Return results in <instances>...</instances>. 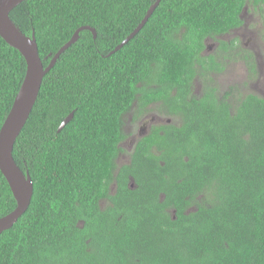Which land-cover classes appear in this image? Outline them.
Segmentation results:
<instances>
[{
    "label": "trees",
    "instance_id": "obj_1",
    "mask_svg": "<svg viewBox=\"0 0 264 264\" xmlns=\"http://www.w3.org/2000/svg\"><path fill=\"white\" fill-rule=\"evenodd\" d=\"M156 1L25 0L11 12L45 67L80 27L97 37L81 32L45 75L16 141L34 195L0 237V264H264V98L220 97L211 76L240 56L257 76L255 55L220 36L250 5L264 38V0H162L111 54ZM209 38L218 47L204 55ZM26 72L0 36V130ZM154 105L177 125L153 129L120 167L125 115ZM16 206L0 170V218Z\"/></svg>",
    "mask_w": 264,
    "mask_h": 264
},
{
    "label": "water",
    "instance_id": "obj_2",
    "mask_svg": "<svg viewBox=\"0 0 264 264\" xmlns=\"http://www.w3.org/2000/svg\"><path fill=\"white\" fill-rule=\"evenodd\" d=\"M24 1L0 0V36L6 43L21 53L27 64V72L23 84L0 130V170L8 182L17 204L14 211L0 218V237L3 233L12 229L28 211L34 195V183L31 175L28 171L23 172L17 165L13 151L16 141L38 100L44 77L54 67L60 56L78 41L81 32L89 30L93 32L94 38L97 37L94 28L90 26L80 27L71 40L53 56L49 65L45 67L39 54L35 33L31 36L25 35L10 17L11 12ZM161 1L157 0L150 7L138 27L111 54L119 51L142 30ZM73 117L74 112L62 122L59 131L65 128Z\"/></svg>",
    "mask_w": 264,
    "mask_h": 264
},
{
    "label": "rangeland",
    "instance_id": "obj_3",
    "mask_svg": "<svg viewBox=\"0 0 264 264\" xmlns=\"http://www.w3.org/2000/svg\"><path fill=\"white\" fill-rule=\"evenodd\" d=\"M251 9V10H250ZM242 18L244 20V25L229 35H226V40L231 41L235 38H239V43L241 46L249 51H251L255 55L256 63H257V76H253L252 73L247 69L245 61L236 60H227V70L221 74H216L213 76L215 83L221 89L222 93L228 91L231 88L237 90L234 95H232V101H238L240 98L248 95L255 94L264 98V38L262 36V14L259 10H255L254 8H250V5H247ZM202 81L200 79L196 80L195 83V93L201 94L202 92ZM242 94L241 97H238V94ZM224 96V95H221ZM154 115L155 113H150ZM158 120H163L159 117ZM131 115L126 117V133H133L132 137H137L141 134V129L143 126V121L150 122L151 119L146 117L143 118L140 123L134 125L130 122ZM131 138L123 144L125 151L127 150V143L131 140ZM122 147V146H121ZM129 157L128 154L123 153L119 159L117 160V164L121 166L128 162ZM105 206L106 203L104 202Z\"/></svg>",
    "mask_w": 264,
    "mask_h": 264
},
{
    "label": "flooded vegetation",
    "instance_id": "obj_4",
    "mask_svg": "<svg viewBox=\"0 0 264 264\" xmlns=\"http://www.w3.org/2000/svg\"><path fill=\"white\" fill-rule=\"evenodd\" d=\"M220 38L226 40V36H220ZM206 49L204 51V55H210V54H213L214 52H216L217 50V47H218V42H214L212 39H207L206 40ZM240 58V61H244L242 59V57H234L233 59H239ZM229 60V59H228ZM227 61V59L225 60V62ZM225 72V71H224ZM216 74H221V73H212L211 76H215ZM203 86V85H202ZM220 90V93H219V96L220 97H223L221 95H225L227 92H232V94L234 95V93L237 92L236 89H229L228 91L222 93L221 89ZM202 93V92H201ZM201 95V94H200ZM232 98V97H231ZM162 106L160 105H154L152 108L150 107V112H147L146 114H144L143 116H140L138 117L136 120H134V115L133 113H128L125 115V118H124V133L127 135V138L121 143V146L123 148L122 152L120 153V156L125 153V154H128V157H129V160L128 162H126L125 164H122L121 166H124L126 164H130L131 162V154L135 148V145L137 144V142L141 139V138H144V137H147L151 134L152 130L157 128V127H162V126H166V125H177V120L174 119L173 117H170L167 115V113L164 112V109L160 108ZM163 111V112H161ZM150 113H155L154 115L150 114ZM129 115H131V120L130 122L134 125H137L138 123H140L141 121H143L142 119L143 118H150L151 121L150 122H147V121H143V127L141 129V134H139L137 137H132L131 136L133 135V133H126L125 132V126H126V117H128ZM153 117H159V118H162L163 120H158L157 118H153ZM131 138V140L127 143V151H125L124 147H123V144L125 142H127L129 139ZM119 156V157H120ZM119 159V158H118ZM120 166V167H121ZM115 189V186H113L112 188V192L114 191Z\"/></svg>",
    "mask_w": 264,
    "mask_h": 264
}]
</instances>
